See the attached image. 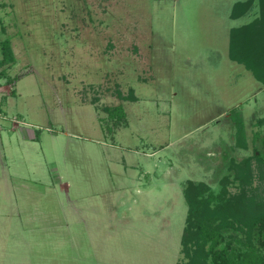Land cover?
<instances>
[{"label":"rangeland","instance_id":"374dc122","mask_svg":"<svg viewBox=\"0 0 264 264\" xmlns=\"http://www.w3.org/2000/svg\"><path fill=\"white\" fill-rule=\"evenodd\" d=\"M248 1L0 0V264H188L189 182L264 153Z\"/></svg>","mask_w":264,"mask_h":264},{"label":"trees","instance_id":"16d2710c","mask_svg":"<svg viewBox=\"0 0 264 264\" xmlns=\"http://www.w3.org/2000/svg\"><path fill=\"white\" fill-rule=\"evenodd\" d=\"M254 0L241 4L247 11ZM261 17L237 30L232 41L231 57L252 70L264 83V0ZM236 15L239 12H236ZM0 68L15 57L8 40L1 43ZM110 118L120 120L122 106L109 109ZM264 149V139L262 140ZM259 165L264 183V153L255 154L231 170L238 191L231 193L229 177L224 178L219 193L205 183L189 182L185 190L188 216L182 237L183 254L188 264H264V194L253 192L252 161Z\"/></svg>","mask_w":264,"mask_h":264},{"label":"crops","instance_id":"0c3cea01","mask_svg":"<svg viewBox=\"0 0 264 264\" xmlns=\"http://www.w3.org/2000/svg\"><path fill=\"white\" fill-rule=\"evenodd\" d=\"M12 130H13V128H12ZM17 129H15V130H13V131H16ZM23 131L25 132V131H27L29 134L32 132V134H30L31 135V138H33V139H35L36 138V135L34 134V132L32 131V130H29V129H25V128H23ZM31 131V132H30ZM24 134V133H23Z\"/></svg>","mask_w":264,"mask_h":264}]
</instances>
